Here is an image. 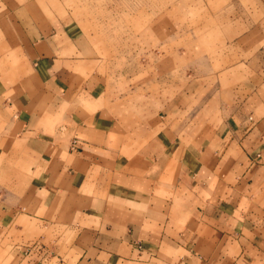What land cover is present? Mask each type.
<instances>
[{
	"label": "crops",
	"instance_id": "0c3cea01",
	"mask_svg": "<svg viewBox=\"0 0 264 264\" xmlns=\"http://www.w3.org/2000/svg\"><path fill=\"white\" fill-rule=\"evenodd\" d=\"M94 2L0 0L7 263L264 264V0L135 9L145 75Z\"/></svg>",
	"mask_w": 264,
	"mask_h": 264
},
{
	"label": "rangeland",
	"instance_id": "374dc122",
	"mask_svg": "<svg viewBox=\"0 0 264 264\" xmlns=\"http://www.w3.org/2000/svg\"><path fill=\"white\" fill-rule=\"evenodd\" d=\"M86 1L87 0H84L85 6H87ZM173 1L174 0H95L93 6L94 10L97 11L96 14H101V17L106 18L111 24L121 23L123 25L105 28V30L110 33L111 44L113 50L115 49L116 51L114 52L116 56L112 59L110 64L112 75L118 73V70H121L123 67H126V69L130 71L137 67L142 68V73L144 75L150 71L151 67L149 64L145 63L146 59L138 57L139 55L136 54L135 39L137 36L141 37L142 45H144V47H150L149 44L153 41V36L151 32H149V28L140 27V24L141 22L145 23L147 19L150 18L153 13L152 11H156ZM135 9H142L143 11L141 22L134 20ZM115 19L117 21H114ZM119 19H121L120 22H118ZM137 39L140 40L139 38ZM118 47H121V54L124 56L121 60L117 53ZM142 51H145L144 48ZM138 52L141 56V50ZM34 238L35 237H33L30 242L36 240V238ZM3 244L2 246L0 245V264H9L7 261L11 254H9L10 252L7 247H3Z\"/></svg>",
	"mask_w": 264,
	"mask_h": 264
}]
</instances>
